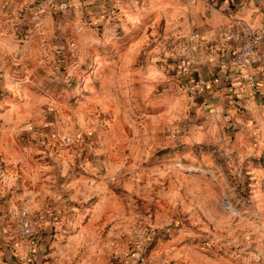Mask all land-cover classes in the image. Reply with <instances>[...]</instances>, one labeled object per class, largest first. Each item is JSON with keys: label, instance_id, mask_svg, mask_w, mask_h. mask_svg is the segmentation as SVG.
I'll list each match as a JSON object with an SVG mask.
<instances>
[{"label": "rangeland", "instance_id": "obj_1", "mask_svg": "<svg viewBox=\"0 0 264 264\" xmlns=\"http://www.w3.org/2000/svg\"><path fill=\"white\" fill-rule=\"evenodd\" d=\"M144 3L0 0V205L17 173L57 192L0 210V264H77L87 244L66 258L60 235L99 247L90 264H264V130L193 126L168 72L179 2Z\"/></svg>", "mask_w": 264, "mask_h": 264}, {"label": "crops", "instance_id": "obj_2", "mask_svg": "<svg viewBox=\"0 0 264 264\" xmlns=\"http://www.w3.org/2000/svg\"><path fill=\"white\" fill-rule=\"evenodd\" d=\"M174 1L179 2L177 9L165 16L163 26L168 30L167 33L173 35L178 33L184 37L178 43V52L182 57L191 60L192 74L201 83L196 96L197 102L191 103V108L198 114L193 126L199 131L208 128L214 130L221 122L241 130L254 128L264 130V44L258 52L255 66L248 72L239 71L234 65V54L240 45L250 34L264 29V0H144V4L150 9L155 5H161L166 11ZM191 34L196 35L198 46L193 54L186 51L185 45ZM247 73L255 75L257 86L255 93L245 80ZM173 82L175 86H179L180 81ZM17 174H19L17 184L22 182V187L19 185L21 190L16 191L15 187H12V190L11 186L6 184L8 187L1 196V211L16 208L15 201H18L20 207L25 205L34 209L39 207L44 209L48 193L56 195L57 192L54 190L43 191L42 183L41 188L26 189L27 178L20 173ZM8 176L11 178L10 174ZM57 202V199L51 200L49 204L56 206ZM65 221L72 223V220ZM62 238L66 242L63 248L67 252L66 258L70 256L74 259L71 250L77 249L74 248L75 243H83L82 246L87 244L80 250V256H77L79 259L77 264H90V258L101 256L99 247L88 246L89 238H82L80 235L74 238L60 235L58 241L60 242ZM53 241L51 247L55 249L58 244L56 240ZM58 250L59 248L55 250L54 255Z\"/></svg>", "mask_w": 264, "mask_h": 264}, {"label": "built area", "instance_id": "obj_3", "mask_svg": "<svg viewBox=\"0 0 264 264\" xmlns=\"http://www.w3.org/2000/svg\"><path fill=\"white\" fill-rule=\"evenodd\" d=\"M127 0H112L113 3L116 4L115 8L119 7L122 3ZM119 5V6H118ZM119 10V9H118ZM170 45L175 43V40L171 39L168 42ZM197 37L194 34H191L187 38L186 51L190 54H193L197 51ZM264 44V29L252 33L248 36V38L240 45L238 50L235 52V67L242 72H248L251 68H253L256 64V59L258 56V52L261 46ZM180 62L175 65L177 68L168 69L170 74H173L175 79L180 80L183 88L185 89L187 95L190 99H195L198 93L199 88L201 87V83L199 80H196L191 71V60L182 57L179 59ZM245 80L252 90V92L257 91V86L255 83V75L253 73H247ZM19 231L23 238H30L33 236L34 227L31 218L27 215L26 212H23L18 218ZM139 264H145V258L143 255L139 257Z\"/></svg>", "mask_w": 264, "mask_h": 264}, {"label": "bare ground", "instance_id": "obj_4", "mask_svg": "<svg viewBox=\"0 0 264 264\" xmlns=\"http://www.w3.org/2000/svg\"><path fill=\"white\" fill-rule=\"evenodd\" d=\"M227 204H228V202H227ZM229 206H230V204H228Z\"/></svg>", "mask_w": 264, "mask_h": 264}]
</instances>
